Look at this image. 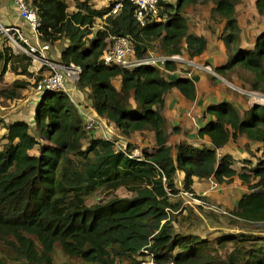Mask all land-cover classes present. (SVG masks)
<instances>
[{
	"label": "trees",
	"instance_id": "obj_1",
	"mask_svg": "<svg viewBox=\"0 0 264 264\" xmlns=\"http://www.w3.org/2000/svg\"><path fill=\"white\" fill-rule=\"evenodd\" d=\"M38 13L42 36L51 45L67 41L60 52V63L80 67L77 88L87 94L94 114L105 124L119 130L122 138L134 133H153L155 146L129 157L132 146L116 147L113 140H86L83 122L68 95L44 94L36 105L34 130L25 121L4 126V145L0 149V241L14 254L13 262L0 258V264H52L56 246L68 257L91 264H116L117 259L150 255L154 264H264V248L235 252L226 259L209 254L207 242L192 234L174 230L170 212L179 203L176 184L178 172L184 173L182 188L192 191L194 179H214L230 183L237 176L248 185L231 214L245 223H264V161L247 173H237L234 160L218 157L217 149L244 136L264 144V105H255L241 116L232 104L221 102L207 107L213 117L198 131L209 138L212 148H195L187 143L167 146L169 134L162 114L164 96L176 89L189 101L195 100L194 82L179 76L165 78L157 67L140 65L131 69L106 66L101 61L110 38L128 37L135 57L142 59L155 41L165 56L181 55L182 46L189 59L201 56L207 40L189 32L184 9L201 0H176L163 3L162 22L141 27L134 17L135 6L128 0H110L97 10L88 0L68 11L64 0H27ZM212 2L213 12L224 21L221 41L226 62L215 67L225 77L235 68L251 72L253 91L264 92V30L252 50L240 48V27L236 19L239 0H203ZM122 6L116 15H108L115 3ZM257 14L264 19V0H255ZM108 15V16H107ZM97 20L103 30L92 29ZM31 59L0 49V80L7 71L26 77ZM164 70H178L166 62ZM120 78V86L114 80ZM40 80V79H39ZM35 80V84L39 81ZM29 85L14 81L10 89L0 90V99H14L17 91ZM35 131V133H33ZM173 132H178L174 128ZM253 182V183H251ZM102 189H124L131 198H117L87 206L86 198ZM223 240H233L226 238ZM245 239H239L243 243ZM137 264H140L138 262Z\"/></svg>",
	"mask_w": 264,
	"mask_h": 264
},
{
	"label": "rangeland",
	"instance_id": "obj_2",
	"mask_svg": "<svg viewBox=\"0 0 264 264\" xmlns=\"http://www.w3.org/2000/svg\"><path fill=\"white\" fill-rule=\"evenodd\" d=\"M3 0H0V5ZM67 2L68 11L74 12L76 10L77 3L84 0H64ZM176 0H167V3L175 4ZM110 0H88V4L94 9L101 10L109 6ZM214 5L209 1H199L197 4L187 6L184 9V18L187 21L189 32L191 34H200L206 38L209 44V50L214 55H218V49L222 45L225 58L223 63L227 60V52L225 46L221 41L223 35V20L218 14L213 12ZM254 0H239L236 5V17L238 25L241 29L240 48L244 51L252 50L256 38L264 30V19L257 15L254 10ZM10 12V11H8ZM15 12V11H14ZM11 13V12H10ZM103 22L97 20L92 32L95 33L99 30H103ZM108 45L111 39L107 40ZM59 46V45H58ZM59 48V47H58ZM150 54L155 57H164L165 55L159 48V41H155L150 48ZM182 56L188 59L190 62L200 65L210 66L211 72L194 68L192 64L185 63L180 66L179 72L171 76L165 71H162L165 78L175 79L179 76H189L193 78L195 73L205 75L212 86H222L229 91L236 93L243 97L245 103L251 106L264 105V92L253 91L252 84L255 81L254 75L244 69L235 68L233 72H228L225 77H222L215 73L214 67L208 62V60H201L198 58L189 59L185 54V48L182 46ZM31 65V69L33 68ZM217 67V66H216ZM30 70V69H29ZM30 72V71H29ZM31 73V72H30ZM45 74V69L35 73H32V77H26L12 70L7 71L3 79L0 80V90L10 89L14 81H26L29 85L25 89L17 91V97L14 99H0V149L5 143L3 136L5 134L4 126L15 120H23L29 124L32 130H34V114L36 111V105L38 103L39 95L35 91V80L41 79L42 74ZM217 76H215V75ZM114 85L118 86V82L114 80ZM77 90H79L76 87ZM80 91V90H79ZM85 98L86 92L80 91ZM259 94L260 98L256 97ZM81 95L76 93V98H72L81 104ZM206 114V113H204ZM104 132L109 134L111 140L116 143V147L125 148L127 139L122 138L119 130L115 129L111 124H104ZM35 133V131L33 132ZM101 136L100 132L85 134L86 140L83 142V148L87 146L90 139L98 138ZM133 153L140 155L141 151L135 148L134 144H131ZM173 148V147H172ZM145 149H150L149 147ZM174 149V148H173ZM172 149V150H173ZM264 149V148H263ZM175 155V150L171 152ZM177 177V176H176ZM217 189L219 184L216 183ZM179 191L181 188H178ZM133 195L124 189H118L114 192H108L102 189H98L90 197L86 198V205L92 206L99 203L107 202L114 197L117 198H131ZM201 200L188 201L183 199L179 194L173 198L174 203H179L178 211L170 212V218L174 230L181 234H192L200 237L207 242L210 247L209 254L218 256L221 259H226L229 254L238 252L243 254L244 251H248L251 248H264V223H245L238 220L231 214L232 210L226 209L221 203H216L210 200L205 194L198 196ZM199 201V203H198ZM226 238H233V240H223ZM239 239H245L243 243L238 242ZM0 258L7 262H13L14 254L0 241ZM151 261V257L147 254L144 256L134 257V262L128 258L117 259L116 264H137L148 263ZM52 264H91L85 262L79 258L68 257L60 250L59 246H56L52 255Z\"/></svg>",
	"mask_w": 264,
	"mask_h": 264
},
{
	"label": "crops",
	"instance_id": "obj_3",
	"mask_svg": "<svg viewBox=\"0 0 264 264\" xmlns=\"http://www.w3.org/2000/svg\"><path fill=\"white\" fill-rule=\"evenodd\" d=\"M254 10L256 11V8ZM14 11L15 10L12 0H3L0 5V22L3 24L14 23L16 21V15ZM222 24L224 28V21ZM194 35L201 36L200 34ZM66 46V40L54 43L51 47L49 56L54 61L60 62V52ZM150 52L152 51L149 49L148 53ZM218 52V55L211 53L209 50V44L207 43L205 52L196 58L208 60V62L212 64L214 68L216 66L219 67L224 64L223 58H225L222 45L219 47ZM29 69L31 73L36 74L37 71L35 67L31 69L30 66ZM203 74L195 73L191 79L194 82L196 89L195 100H186L176 89H172L164 96L165 105L162 110V114L165 117L166 129L167 133L169 134L167 146L174 147L179 143H187L188 145H191L195 148H212L213 146L209 138H200L198 136V131L213 119V117L210 115L204 114L207 107L210 105L219 104L221 102H228L233 105V107L241 116H243L244 113L252 107L251 105L245 103L243 97L240 95H237L236 93L229 91L222 86H212L209 79ZM169 75L175 76L173 74ZM186 77L191 78V76ZM169 80L174 79L171 77ZM116 81L118 82V86H114L118 88L120 86V78H117ZM174 128H178V132L174 133ZM126 139L127 143L134 144L135 148H138V151H141L147 147L150 149L145 150L151 151L155 146L154 135L153 133L149 132L142 134L134 133ZM263 148L264 144L250 142L246 139V137L242 136L236 141H230L224 147L217 149V155L218 157H223L226 155L232 157L234 160L232 169H234L238 174L247 173L249 169L254 168L260 161H264ZM172 151H174V149ZM183 179L184 173L178 172L176 177V184L178 188L182 187ZM212 181H214L212 178H195L191 189L195 195L203 196L205 194L213 202L221 203L226 209L228 208L232 211L235 210L236 205L242 196L250 193L248 185L244 184L237 176L232 180V182L219 184L218 188L214 190L211 188Z\"/></svg>",
	"mask_w": 264,
	"mask_h": 264
},
{
	"label": "built area",
	"instance_id": "obj_4",
	"mask_svg": "<svg viewBox=\"0 0 264 264\" xmlns=\"http://www.w3.org/2000/svg\"><path fill=\"white\" fill-rule=\"evenodd\" d=\"M128 1L135 6L134 17L141 27L153 22L157 23L164 21V17L161 16L163 10L162 4L166 3L167 0ZM12 3L15 10L16 21L10 24H3L0 22V49L5 47L14 55L27 56L31 59V65H34L33 68L37 65V67H35L37 72L45 69V74H42L41 79L34 86L36 93L39 95V99L44 94L48 93H66L82 119L85 132L88 134L100 132V137L102 139L111 140L109 134L103 131V125L105 123L94 114L88 98H84L83 94L76 89L81 74L80 67L72 64L65 66L60 62L54 61L49 56L52 45L43 39L41 32L42 23L38 17L37 10L30 5L27 0H12ZM121 6V2L115 3L108 15H116ZM110 39V44L103 51V55L101 56V61L106 66L113 65L124 69H131L140 65H149L165 71V63L171 62L178 68L176 72L172 73L176 74L179 72L180 66L189 61L184 58L182 54L155 57L147 53L142 59H138L135 57L133 45L128 37ZM189 64H192L194 68L205 70L208 73L211 72L210 66H199L194 62H190ZM188 75L191 76L190 74ZM76 93L82 96L79 101L81 104L72 99L74 97L76 98ZM256 97L260 98L259 94H257ZM133 151L134 150L131 151L129 157L136 158L140 156L138 152L135 154ZM211 183L212 187L217 186L214 181ZM179 195L188 201L201 200L200 198H195L192 193L184 191L183 189L179 191ZM143 254H146V252L143 251ZM141 264H154V262L151 258L150 262Z\"/></svg>",
	"mask_w": 264,
	"mask_h": 264
},
{
	"label": "clouds",
	"instance_id": "obj_5",
	"mask_svg": "<svg viewBox=\"0 0 264 264\" xmlns=\"http://www.w3.org/2000/svg\"><path fill=\"white\" fill-rule=\"evenodd\" d=\"M215 75V74H214ZM215 76H217V75H215ZM98 138H101L100 136L98 137ZM102 139V138H101ZM215 182V181H214Z\"/></svg>",
	"mask_w": 264,
	"mask_h": 264
},
{
	"label": "bare ground",
	"instance_id": "obj_6",
	"mask_svg": "<svg viewBox=\"0 0 264 264\" xmlns=\"http://www.w3.org/2000/svg\"><path fill=\"white\" fill-rule=\"evenodd\" d=\"M188 64V63H187ZM35 67H37V65L35 66ZM30 68V67H29ZM139 153V152H138Z\"/></svg>",
	"mask_w": 264,
	"mask_h": 264
}]
</instances>
